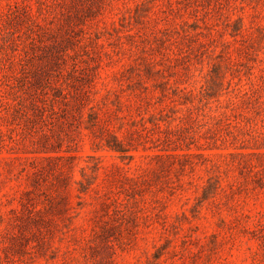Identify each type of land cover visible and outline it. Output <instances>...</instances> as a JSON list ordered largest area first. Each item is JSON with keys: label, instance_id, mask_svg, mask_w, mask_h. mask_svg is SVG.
<instances>
[{"label": "rangeland", "instance_id": "1", "mask_svg": "<svg viewBox=\"0 0 264 264\" xmlns=\"http://www.w3.org/2000/svg\"><path fill=\"white\" fill-rule=\"evenodd\" d=\"M0 264H264V0H0Z\"/></svg>", "mask_w": 264, "mask_h": 264}, {"label": "trees", "instance_id": "2", "mask_svg": "<svg viewBox=\"0 0 264 264\" xmlns=\"http://www.w3.org/2000/svg\"><path fill=\"white\" fill-rule=\"evenodd\" d=\"M111 148H113L114 150H120L119 147H117V146H115V148H118V149H115L114 147H111Z\"/></svg>", "mask_w": 264, "mask_h": 264}]
</instances>
